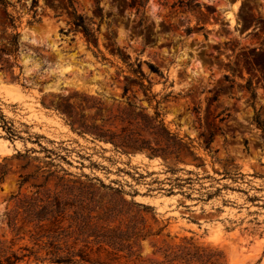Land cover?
I'll use <instances>...</instances> for the list:
<instances>
[{"label":"rangeland","instance_id":"374dc122","mask_svg":"<svg viewBox=\"0 0 264 264\" xmlns=\"http://www.w3.org/2000/svg\"><path fill=\"white\" fill-rule=\"evenodd\" d=\"M7 1L0 240L59 195L137 231L142 262L111 264H264V0Z\"/></svg>","mask_w":264,"mask_h":264},{"label":"trees","instance_id":"16d2710c","mask_svg":"<svg viewBox=\"0 0 264 264\" xmlns=\"http://www.w3.org/2000/svg\"><path fill=\"white\" fill-rule=\"evenodd\" d=\"M36 2L33 0V6ZM69 3L73 5L72 0ZM8 4L7 0H0L2 7ZM73 24L75 29H82L88 42L94 39L83 17L75 10ZM46 198L18 200L8 221L14 234L8 245L0 240V264H111L122 258L142 262L134 249L137 231L98 223L90 215V209L88 213L83 212L87 207L82 203H69L59 195ZM68 206L76 208L72 214L67 213ZM24 226L26 232L20 233ZM204 256L181 247L165 253L162 261L149 259L146 264L206 262Z\"/></svg>","mask_w":264,"mask_h":264}]
</instances>
